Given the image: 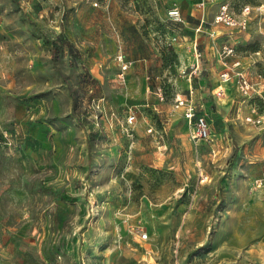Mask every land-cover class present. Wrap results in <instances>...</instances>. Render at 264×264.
Returning a JSON list of instances; mask_svg holds the SVG:
<instances>
[{"label": "rangeland", "instance_id": "374dc122", "mask_svg": "<svg viewBox=\"0 0 264 264\" xmlns=\"http://www.w3.org/2000/svg\"><path fill=\"white\" fill-rule=\"evenodd\" d=\"M190 1L0 0V264H264V0ZM225 45L259 94L221 81ZM203 80L215 163L174 106Z\"/></svg>", "mask_w": 264, "mask_h": 264}, {"label": "built area", "instance_id": "2783aa9c", "mask_svg": "<svg viewBox=\"0 0 264 264\" xmlns=\"http://www.w3.org/2000/svg\"><path fill=\"white\" fill-rule=\"evenodd\" d=\"M258 10L264 14V4L258 6ZM252 8L249 5L243 7L242 15L237 16L234 12L231 11L229 4L223 3L220 5L217 14L215 15L214 21L217 24H224L228 27L236 28L240 31L247 29L249 25V16L251 14ZM168 15L170 18L175 20H181V15L179 10L177 9H169ZM221 57H233L235 55V51L233 47L225 45L222 47ZM201 54L198 53V57ZM117 61L120 67L119 79L125 80V74L130 69L131 62L127 61L124 57V54L121 50L117 53ZM203 64L197 63L196 69H199ZM192 76V73H191ZM221 81L226 84L236 83L238 88L244 94L254 93L259 94V90L256 89V85L249 79L245 70L241 68L240 60H235L229 68L223 71L220 74ZM225 89H218L219 95H224ZM175 108L181 109L183 111L184 117L188 120V123L191 128L190 137L196 144V146H201L205 144L208 146L209 155L212 156L213 163L218 162V154L220 153L217 148V140L212 133L211 123L208 117L205 114H199L197 112V107L194 98V90L189 88L187 94H177L175 99ZM255 109L252 110V114L248 115L246 118V122L252 125H258L262 123L261 115L255 114ZM129 123L132 124L135 121V116L129 115ZM148 132L154 134V129L152 126H149ZM255 186L259 188H264V170L259 177L255 179ZM141 239H147L148 234L143 233L140 235Z\"/></svg>", "mask_w": 264, "mask_h": 264}, {"label": "crops", "instance_id": "0c3cea01", "mask_svg": "<svg viewBox=\"0 0 264 264\" xmlns=\"http://www.w3.org/2000/svg\"><path fill=\"white\" fill-rule=\"evenodd\" d=\"M193 0H191L190 2H189V7L192 9V12L191 11H189L187 14H188V16H190V17H188V20H190V21H193L194 19L193 18H200L201 17V14L202 13H200V8L198 9V8H196L197 6H199L200 4H198V3H195L194 1L192 2ZM197 12V13H196ZM194 13H195V15H194ZM203 21H204V19H203ZM208 48V47H207ZM208 50V49H207ZM240 60L239 58H237V57H231V60H230V62H229V65L227 66V68H229V66L235 61V60ZM241 62V61H240ZM202 64H204V63H202ZM227 68H225L223 71H225ZM241 68H243L244 70H245V68L242 66V64H241ZM250 79V78H249ZM251 80V79H250ZM199 85V86H198ZM198 85L196 86V88H197V93H196V96L198 97V98H201L200 100H199V108L197 107V112L199 113V114H205L207 117H208V119H209V116H210V114L212 113H214V114H216L217 115V117H221V115L223 114V112H224V109H225V107L222 105V106H220L219 107V105H217V103H216V101L214 100V98L213 97H210V96H213V92L214 91H210L209 89H208V87H206V82L203 80V81H200V82H198ZM228 86H226V87H230V86H234V84H232L231 83V85L230 84H227ZM189 88H192L193 89V87H192V85H190L189 86ZM189 88L187 89V93H188V90H189ZM228 89V88H227ZM187 93H185V94H187ZM228 93V92H227ZM209 96V97H208ZM195 98V97H194ZM228 98H229V96L227 95L225 98H221L224 102H227L228 101ZM195 103H196V100H195ZM0 109H2V106H0ZM215 111V112H214ZM251 113L249 112L248 113V115H250ZM202 147H206V148H208V146H206L205 144H202L201 145ZM227 146H225V145H220L219 143L217 144V148L219 149V151L221 152H223L224 151V149L226 148ZM228 149V148H227ZM209 150V149H208ZM261 213H263L264 214V206H262V208H261Z\"/></svg>", "mask_w": 264, "mask_h": 264}]
</instances>
